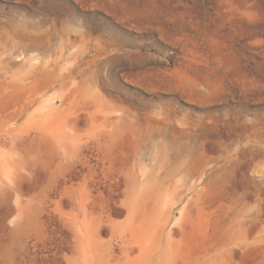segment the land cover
Wrapping results in <instances>:
<instances>
[{"label":"rangeland","instance_id":"374dc122","mask_svg":"<svg viewBox=\"0 0 264 264\" xmlns=\"http://www.w3.org/2000/svg\"><path fill=\"white\" fill-rule=\"evenodd\" d=\"M0 264H264V0H0Z\"/></svg>","mask_w":264,"mask_h":264}]
</instances>
